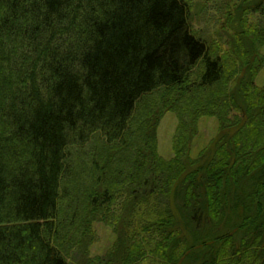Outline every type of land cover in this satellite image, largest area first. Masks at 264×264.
Wrapping results in <instances>:
<instances>
[{
	"label": "trees",
	"instance_id": "obj_1",
	"mask_svg": "<svg viewBox=\"0 0 264 264\" xmlns=\"http://www.w3.org/2000/svg\"><path fill=\"white\" fill-rule=\"evenodd\" d=\"M205 4L0 0V264H104L71 253L108 222L120 183V210L148 217L140 229L157 234L163 264H264V0L223 5L224 51L197 28ZM205 118L217 134L194 154ZM96 135L79 204L71 149Z\"/></svg>",
	"mask_w": 264,
	"mask_h": 264
},
{
	"label": "rangeland",
	"instance_id": "obj_2",
	"mask_svg": "<svg viewBox=\"0 0 264 264\" xmlns=\"http://www.w3.org/2000/svg\"><path fill=\"white\" fill-rule=\"evenodd\" d=\"M194 3L200 5L202 1L206 4L204 8H200L201 14L197 19V28L204 33L205 37L212 40H216L223 44V51L231 48V44L228 42L229 37L225 35L226 31L222 28L219 19L225 18V11L222 10L223 5L228 2V0H193ZM194 15H196L199 6H196ZM218 30V32H217ZM225 35V36H224ZM264 54V47L262 49ZM257 76V85H264V67L262 68ZM148 102V99H145ZM144 105V104H143ZM140 106H138V111ZM178 125V119L174 114H167L162 120L158 128V145L159 153L165 159H170L173 155V140ZM218 122L215 118L203 119L200 122L199 132L194 139L192 152L199 151L205 145H207L217 134ZM102 137L96 135L94 136L86 145L79 147H73L71 149L72 164L69 166V173L72 179V185L69 187L71 189L72 195L77 198V202L85 201V190L93 187L91 184L92 175L90 174V155L96 151V146L101 145L104 141ZM103 161V160H102ZM113 166L111 163L110 167ZM71 171V172H70ZM101 176H99L100 178ZM115 178V177H114ZM113 178L109 175H104L101 177V181L106 183ZM116 179V178H115ZM114 181V180H113ZM110 184H113L110 183ZM116 192H114V203L113 205H108L110 208L105 207L103 212L100 214L101 217H107L108 222L102 220H95L92 225L93 236L92 242L87 243L86 248L78 247L72 251L71 256L79 260L80 255H84L86 252L87 257L96 263L104 264H163L164 249L157 247V240L155 243L156 235L150 233L148 235V240H146V230H141L140 225L144 223L146 218L143 212H134L131 215L130 212H124L120 210L124 206L126 201L127 191L124 190L123 184H118L116 186ZM121 214H126L127 217L124 218ZM101 219V218H97ZM147 220L145 221V223ZM117 228L118 233L114 230ZM120 228L122 229V235L124 234V228H127L128 232L132 235V239H129L130 234L127 235V243L122 246L116 247L115 243L117 237L122 236L120 233ZM137 245V246H136ZM126 249H128L126 251ZM134 250L132 254L131 250ZM79 250V253H78ZM136 250H140V254H137L135 259H131L129 256L136 255ZM84 257V256H83ZM127 259H126V258Z\"/></svg>",
	"mask_w": 264,
	"mask_h": 264
}]
</instances>
